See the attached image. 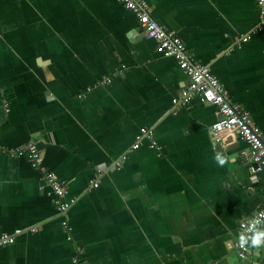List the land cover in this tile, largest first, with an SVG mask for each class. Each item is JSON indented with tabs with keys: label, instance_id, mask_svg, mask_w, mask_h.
Here are the masks:
<instances>
[{
	"label": "crops",
	"instance_id": "obj_1",
	"mask_svg": "<svg viewBox=\"0 0 264 264\" xmlns=\"http://www.w3.org/2000/svg\"><path fill=\"white\" fill-rule=\"evenodd\" d=\"M145 1L264 135L257 0ZM187 83L119 0H0V237L19 230L0 264H256L264 245L241 259L235 240L264 168L238 131L212 133L215 107H176ZM29 145L66 183L65 213Z\"/></svg>",
	"mask_w": 264,
	"mask_h": 264
},
{
	"label": "built area",
	"instance_id": "obj_2",
	"mask_svg": "<svg viewBox=\"0 0 264 264\" xmlns=\"http://www.w3.org/2000/svg\"><path fill=\"white\" fill-rule=\"evenodd\" d=\"M134 15L138 28L147 39L155 40L161 52L167 57H173L178 62L179 68L186 74L188 83L181 95L173 100L176 107H181L190 102L193 98H198L201 102L209 104L216 109L217 119L212 124L211 130L213 134L224 131H238L242 140L247 144L248 148L242 153V160L253 164V171L258 172L264 168V135L256 128L251 115L243 110L238 104L234 103L224 87L218 79L213 76L207 67L201 66L193 62L188 55L184 44L172 33L167 32L160 27L151 17L149 5L145 0H119ZM258 7L261 11V20L259 28H264V0H257ZM149 137V130H141L135 137V144L132 149L139 146L143 137ZM26 153L32 167L41 173V178L51 190L56 198L58 212L63 214L69 208V204L63 200L67 194V185L64 181L59 180L52 172L47 171L40 163L37 150L31 145ZM126 156H122L115 166H120ZM101 172V171H99ZM93 186H97L96 182H92ZM260 216L264 218V201L259 209L245 222L253 217ZM241 226L239 232H241ZM19 233L15 231L13 235H4L0 237V246L12 244L14 237ZM238 256L243 259L248 252V246L241 247L236 243Z\"/></svg>",
	"mask_w": 264,
	"mask_h": 264
},
{
	"label": "clouds",
	"instance_id": "obj_3",
	"mask_svg": "<svg viewBox=\"0 0 264 264\" xmlns=\"http://www.w3.org/2000/svg\"><path fill=\"white\" fill-rule=\"evenodd\" d=\"M217 165L223 167L228 163L229 157L217 150L214 156ZM241 232L236 236L235 242L241 246H262L264 245V218L260 216L253 217L251 220L240 222ZM225 247L231 249L233 247V240L231 238L224 240Z\"/></svg>",
	"mask_w": 264,
	"mask_h": 264
},
{
	"label": "water",
	"instance_id": "obj_4",
	"mask_svg": "<svg viewBox=\"0 0 264 264\" xmlns=\"http://www.w3.org/2000/svg\"><path fill=\"white\" fill-rule=\"evenodd\" d=\"M256 264H264V255L262 258H260Z\"/></svg>",
	"mask_w": 264,
	"mask_h": 264
}]
</instances>
